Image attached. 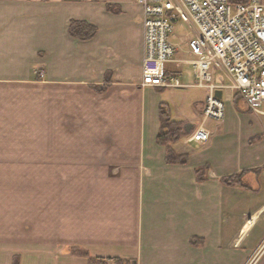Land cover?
Masks as SVG:
<instances>
[{
  "label": "crops",
  "instance_id": "1",
  "mask_svg": "<svg viewBox=\"0 0 264 264\" xmlns=\"http://www.w3.org/2000/svg\"><path fill=\"white\" fill-rule=\"evenodd\" d=\"M71 19L98 31L76 38ZM143 58L139 0H0V264H88L73 246L137 264H264L261 117L228 94L210 137L176 141L188 160L167 162ZM244 170V185L221 181Z\"/></svg>",
  "mask_w": 264,
  "mask_h": 264
},
{
  "label": "built area",
  "instance_id": "2",
  "mask_svg": "<svg viewBox=\"0 0 264 264\" xmlns=\"http://www.w3.org/2000/svg\"><path fill=\"white\" fill-rule=\"evenodd\" d=\"M139 2L144 24L141 84L205 89L201 105L204 119L188 140L210 137L206 120L223 118L228 94L245 99L264 123V0ZM182 50L186 56L179 57ZM182 62L192 65V79L185 80Z\"/></svg>",
  "mask_w": 264,
  "mask_h": 264
},
{
  "label": "trees",
  "instance_id": "3",
  "mask_svg": "<svg viewBox=\"0 0 264 264\" xmlns=\"http://www.w3.org/2000/svg\"><path fill=\"white\" fill-rule=\"evenodd\" d=\"M232 2L246 1V0H230ZM113 6L110 5V10ZM70 34L80 39H91L98 31L96 25L80 19H71L68 28ZM159 120L160 128L156 137L158 143L165 145L167 162L185 163L188 160V153H177L173 148V143L180 139L182 135L186 134L185 127L182 121L173 119L171 117L170 108L167 103L161 102L159 104ZM259 137V136H257ZM246 171H240L238 173L227 174L221 177V181L227 185H244V175ZM197 178L203 180L207 177V169L205 166H199L196 168ZM70 251L74 254L83 255L88 258V264H108L110 261L115 264H137L135 258H105L99 256H92L89 252L81 247H69ZM13 264H19V258L15 257Z\"/></svg>",
  "mask_w": 264,
  "mask_h": 264
},
{
  "label": "rangeland",
  "instance_id": "4",
  "mask_svg": "<svg viewBox=\"0 0 264 264\" xmlns=\"http://www.w3.org/2000/svg\"><path fill=\"white\" fill-rule=\"evenodd\" d=\"M177 55L179 57H184V56H186V52L184 50H182ZM182 68L186 72L185 73L186 74L185 80L192 79V77H193L192 65L189 63H186V62H182ZM105 80H110L109 72H107ZM101 87L104 88V86H100L97 88L101 89ZM157 92H158L157 95L161 100L160 103L165 102L168 104V106L170 108L171 117L173 119H176V118L181 119L180 121H182V124L185 127L184 129L186 131V134L182 135L180 137V139L186 140L188 138L190 132L193 131V128L196 125H198L204 119L202 110L199 108L201 102L194 101V100H196V99L198 100V98H203L204 93H205V89L203 87H174V88H162L161 90H159ZM223 95L225 97L226 90H224ZM233 95L234 96H232V97L234 100L236 99L239 101H243L241 96H239L237 94H233ZM154 96H156L155 93H154ZM243 104H244V102H243ZM248 110L250 111V109H248ZM158 111H159V107H158ZM226 111H228V105H227ZM199 113H200V115H199ZM188 120L194 124L192 129H190L189 131L186 130V126H185V125H187V123H189ZM208 120L209 119L206 120V123L208 122ZM213 124H214V122H213ZM180 139H178V140H180ZM192 146L197 147L196 144H192ZM69 160L70 159H68V161ZM102 160H104V159L101 157V158H97L95 161H102ZM85 161H90V157H87V159Z\"/></svg>",
  "mask_w": 264,
  "mask_h": 264
},
{
  "label": "water",
  "instance_id": "5",
  "mask_svg": "<svg viewBox=\"0 0 264 264\" xmlns=\"http://www.w3.org/2000/svg\"><path fill=\"white\" fill-rule=\"evenodd\" d=\"M216 93H217V95H218L219 97L222 96V91H221L220 89H218V90L216 91ZM192 126H193V124H192V123H189V125H186V130L189 131V130L191 129Z\"/></svg>",
  "mask_w": 264,
  "mask_h": 264
}]
</instances>
